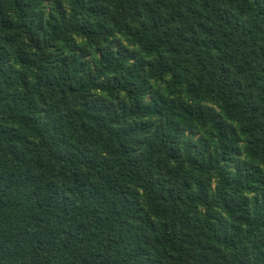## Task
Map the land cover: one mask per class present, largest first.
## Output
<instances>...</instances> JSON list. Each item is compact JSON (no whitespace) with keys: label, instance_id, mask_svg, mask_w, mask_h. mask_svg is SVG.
<instances>
[{"label":"trees","instance_id":"obj_1","mask_svg":"<svg viewBox=\"0 0 264 264\" xmlns=\"http://www.w3.org/2000/svg\"><path fill=\"white\" fill-rule=\"evenodd\" d=\"M0 264H264V0H0Z\"/></svg>","mask_w":264,"mask_h":264}]
</instances>
